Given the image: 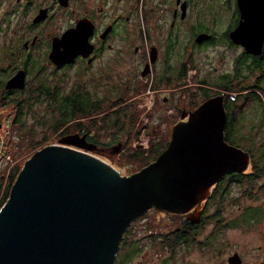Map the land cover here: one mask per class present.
I'll list each match as a JSON object with an SVG mask.
<instances>
[{"label":"water","instance_id":"water-1","mask_svg":"<svg viewBox=\"0 0 264 264\" xmlns=\"http://www.w3.org/2000/svg\"><path fill=\"white\" fill-rule=\"evenodd\" d=\"M239 5L243 21L230 37L260 56L264 0H239ZM81 32L86 34L79 26L55 38L50 57L58 67L90 54L89 34L86 40L68 39ZM209 38L203 33L196 41ZM25 85L26 72L19 71L7 88ZM224 101L216 96L201 104L174 127L157 160L131 176L91 154L97 146L88 143L87 135H68L38 150L0 210V264H116L127 230L151 209L195 222L191 214L200 216L196 209L204 208L210 188L230 173L253 174L250 153L225 139ZM229 264H243V259L236 253Z\"/></svg>","mask_w":264,"mask_h":264},{"label":"rangeland","instance_id":"rangeland-1","mask_svg":"<svg viewBox=\"0 0 264 264\" xmlns=\"http://www.w3.org/2000/svg\"><path fill=\"white\" fill-rule=\"evenodd\" d=\"M202 1H206L204 6L196 5L195 7V26L205 22L204 24L216 29L221 34L222 40L226 41V34L222 33L236 25L238 5L233 2L230 7H226L222 6L219 0ZM10 11L11 0H0V68L2 67L4 73L5 70H11L6 54L10 52L8 50L10 45L15 42L13 39H16L19 32L28 29L11 18L8 14ZM194 32L196 38L198 31L194 29ZM190 39H192L191 32L180 34L173 61L178 68L182 63L188 64V73L185 78L189 80L184 83V87L193 95L203 91L205 85L214 87L213 85L222 81L225 76L231 79L237 60L238 64H241L242 76H244L243 86L255 84L257 79L264 75L262 68H257L252 73L249 71L247 64L252 62L250 59L244 62V58H241L245 52L244 49L235 46L231 48L221 40L208 47L200 48L195 44L188 49L187 43L189 44ZM43 54V50L34 51L37 57L43 58ZM240 58L242 63L239 62ZM163 63V60L158 63V69L163 66ZM47 67L45 76H55L53 69ZM76 70L75 68L69 71V80L63 79L65 91L76 83L85 85L92 93L99 90L93 80L89 81L86 77H82L84 82L79 80ZM139 70L140 57L135 55L129 56L124 63L122 61L116 63L113 87L115 102L113 105L112 103L104 104L103 114L121 108L124 111L120 125L107 128L104 120H99L98 125L93 126L88 117L82 118L87 127H92L97 140L101 142V148L90 153L116 167L123 176H131L145 168L147 162L143 160L142 152L146 151L147 156L155 143L163 140L169 143L174 127L182 121H188L189 115L206 100L204 95H196L189 100L179 101L177 115L173 118H164L160 112L161 104L155 103L156 99L162 96L159 97L152 88V78L148 84L139 80L135 86L128 85V82L132 80L131 77ZM36 72L33 73L34 78ZM207 79L208 82L205 83ZM260 82L263 89L256 93L261 94V99L251 95L246 96V93L240 96L239 88L231 90L228 95L241 97L237 98L233 105L239 116V120H236L240 131L237 135L239 145L242 149L251 150L256 160L264 165V77L260 78ZM137 89H139L138 92L135 91ZM214 89H211L212 94L217 92ZM46 107V105H40L37 109L33 108L28 112V117L23 119L25 124H18L13 122L17 112L16 106L12 104L10 98H2L0 91V185L3 183V188H0V199L8 189L14 167L19 166L22 170L26 161L38 150L49 145L60 144L62 130L57 129ZM184 110L188 111L186 115ZM100 117L102 118L101 115ZM124 142L125 145H123ZM121 144L122 148L116 153L115 147ZM250 162L253 167L254 160ZM254 170L257 174V169L254 168ZM218 187L217 184L210 188V194H214ZM225 193L226 198L221 203L220 214L217 211L220 196L211 202L207 210V219L201 225L193 244L177 243L176 246H169L166 243L169 233L177 230L179 225L183 227L186 215L151 209L133 222L127 230L124 237L129 236V242L124 246L122 243L116 264H229V258L236 253L242 257L243 264H261L264 262V172L253 183L252 181L229 183ZM202 207H198L197 212H201ZM251 207L262 208V218L252 221L251 224L240 223L246 209ZM193 213L191 215L194 217L198 216L196 211ZM236 221L238 226H229V223ZM131 243L134 244L133 251Z\"/></svg>","mask_w":264,"mask_h":264},{"label":"flooded vegetation","instance_id":"flooded-vegetation-1","mask_svg":"<svg viewBox=\"0 0 264 264\" xmlns=\"http://www.w3.org/2000/svg\"><path fill=\"white\" fill-rule=\"evenodd\" d=\"M233 2L238 5L237 22L233 28L226 29L222 33H225L227 37V40L223 41L220 37L221 34L216 29L204 24L205 22L199 23L197 27L195 26V7L196 5L204 6L206 1L202 0H11V11L8 14L21 26L23 25L28 29L19 32L16 39H13L15 42L8 49L10 52L6 55L10 61L11 70H5L4 73L2 67L0 68L2 98H16L21 93L26 94L32 90L37 91L41 88L43 82L52 84L61 82L64 85L63 79L69 80V71L76 68L79 80L84 82L82 77H86L89 81L93 80L99 87V90L93 93L95 100L99 103H112L113 105L115 102L113 87L116 63L119 61L124 63L129 56L135 55L140 57V70L131 77L132 80L128 82V85L135 86V83L139 80H143L148 84L152 78V88L158 93L159 97L162 96V98L156 99L155 102L161 104L162 117L173 118L177 115L179 101L189 100L196 95H204V97L209 96L208 99L206 97L205 101L216 96H224L227 124L230 120H239L238 111L233 108L235 103L232 104L228 100L229 92L239 88L240 96L245 93L246 96H250L252 93L255 94V92L261 91L259 87L263 88L260 78L264 75L259 77L255 84L251 83L243 86L244 76H242L241 64H238L237 60L235 71L231 76L233 81L229 76H225L223 78L228 77L229 83L222 80L213 85L214 87L205 85L203 91H198V94L193 95L184 87V83L189 80L185 78L188 73V64L186 62L182 63L178 68L173 61L179 36L188 31L192 33V39L189 40V44L187 43L188 49L194 47L195 44L200 48L208 47L221 40L231 48L235 46L244 49L245 52L241 58H246L247 61L250 59L252 63H248L247 66L251 73L260 68L255 61L259 57H264V52L260 56L252 55L246 51L244 46L235 44L230 37L231 31L243 21L239 0H219V3L226 7H230ZM79 26L85 30L86 34H89V43L92 47L90 54L88 56L79 55L73 63L58 67L50 57L55 38L62 39L68 30ZM201 28L206 30L200 31ZM194 29L198 31L197 37L206 33L211 38L198 43ZM36 49L43 50V58L34 55ZM162 56H164V59H162ZM241 58L239 62L242 63ZM161 60L164 63L158 69L157 65ZM47 66L53 69V75L55 76H45L44 72L48 68ZM261 68L264 69V67ZM19 71L26 72L25 87L23 89H8L9 80ZM35 71H37V74L34 78L33 73ZM245 77L249 78L248 76ZM204 82H208V79ZM146 84L141 85L145 86ZM78 85L82 89L89 90L85 85L76 83L66 92L72 91ZM138 86L140 85L138 84ZM187 86L189 85L187 84ZM211 89L217 92L212 94ZM135 91L138 92L139 89ZM239 95L236 99L241 98ZM114 111L106 112L104 116L114 118ZM187 112V110H184V115ZM64 131L61 132V138L79 133L87 135L88 143L97 146L95 151L101 148V142L97 140L93 129L91 132L87 130L77 132L74 129ZM235 132L236 134L240 133L237 125ZM123 145H125V142ZM254 168L256 169L255 165H253V173L255 172ZM257 172L261 171L257 169ZM227 175L220 181V185L224 189L228 187L229 183H234L230 182V176ZM214 199V194H212L205 203L200 216L194 218L195 222L186 215L189 221L187 225L193 232L192 237L195 238L199 234V231L194 232V230L201 228L203 220L207 219V210ZM261 264H264V262Z\"/></svg>","mask_w":264,"mask_h":264},{"label":"trees","instance_id":"trees-1","mask_svg":"<svg viewBox=\"0 0 264 264\" xmlns=\"http://www.w3.org/2000/svg\"><path fill=\"white\" fill-rule=\"evenodd\" d=\"M244 62H247V59L244 58ZM255 63L258 64V66L264 67V57H259ZM225 83H229L228 77L223 78ZM262 90L263 88H260ZM34 92V93H33ZM37 93V94H36ZM251 96L255 97L256 99H261V94L256 93L251 94ZM207 99L209 96H206ZM233 98V99H232ZM12 104L16 106V116L13 120V122H16L18 124H25L23 119H26L28 117V112L31 111L33 108L37 109L40 105H46V109L48 111V114L50 118L52 119L53 123L57 125V129L59 130H71L74 129L77 132H84L87 130L88 132L92 131V127H87L86 123L83 122L82 118L88 117V120L91 121L92 125H98L99 120H104L105 126L107 128L115 127L120 125L121 118H122V110L119 108V110L114 111L115 117H108L104 116L103 114L105 112L104 110V103H99L95 100V97L93 93L90 90L82 89L80 85L78 87H74L72 91L66 92L63 88V85L61 82H58L56 84L43 82L41 85V88L37 91H30L25 93L19 94L16 98H10ZM228 100L234 104L236 97H231V95H228ZM117 103V102H116ZM115 103V104H116ZM104 110V111H103ZM102 116V118L100 117ZM235 120H230L228 124L226 123L225 126V139L229 144L235 145L237 147L242 148L238 142V138L235 128L237 123H235ZM75 125V126H74ZM64 131V132H65ZM63 132V133H64ZM168 142L163 140L162 142L159 141L153 145L152 149L150 150L149 154L146 156L145 152H142L143 160L146 163L145 166L150 165L151 163L155 162L157 158L167 149ZM264 146V145H263ZM244 149V148H243ZM245 150V149H244ZM250 153L251 160H254L256 169H259L261 172H258L257 174L254 172L253 174L249 173H230L227 176H230V182L234 183H247L248 181H252V183L255 181V179H258L259 176H261V173H263L264 165L260 164V161L256 160V158L253 156V153L251 150H245ZM21 168L19 166H16L12 169V173L10 176L9 186L6 191V193L3 195V197L0 199V210L4 206V204L7 202V200L10 197V193L12 190V187L14 183L16 182V179L20 173ZM229 181V180H228ZM219 187L214 192V198L216 199L217 196H220L219 203H218V209L217 210L220 214V209L222 207L221 203L225 201L226 193L223 188V186L220 185V182L218 183ZM0 188H3V183H1ZM1 197V192H0ZM217 212V213H218ZM262 208L260 207H251L249 209H246V211L243 214V217L239 221L240 223H247L251 224L252 221L259 220L262 218ZM236 220V219H235ZM205 222V219L202 223ZM189 221L187 218L183 222V227H180L179 225L178 229L172 232V234L167 237L166 243L169 244V246H176L177 243L179 244H193L194 243V237H192L191 229L188 227ZM236 222L229 223V226L236 227L238 226ZM200 231V228H197L194 230V232ZM129 242V236L126 235L124 237V244L126 245ZM132 244V251L134 250V244ZM122 246V244H121Z\"/></svg>","mask_w":264,"mask_h":264},{"label":"snow or ice","instance_id":"snow-or-ice-1","mask_svg":"<svg viewBox=\"0 0 264 264\" xmlns=\"http://www.w3.org/2000/svg\"><path fill=\"white\" fill-rule=\"evenodd\" d=\"M68 39L70 41H72V40L81 41V40H86L87 37H86V34L83 33V32H81L79 34H77V33H70Z\"/></svg>","mask_w":264,"mask_h":264},{"label":"bare ground","instance_id":"bare-ground-1","mask_svg":"<svg viewBox=\"0 0 264 264\" xmlns=\"http://www.w3.org/2000/svg\"><path fill=\"white\" fill-rule=\"evenodd\" d=\"M202 205H203V204H202ZM202 205H201V206H202ZM201 206H200V207H201Z\"/></svg>","mask_w":264,"mask_h":264}]
</instances>
